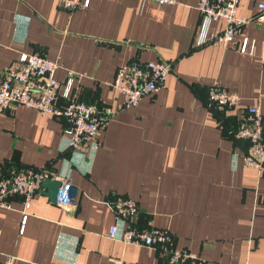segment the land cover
Instances as JSON below:
<instances>
[{
	"label": "crops",
	"instance_id": "crops-1",
	"mask_svg": "<svg viewBox=\"0 0 264 264\" xmlns=\"http://www.w3.org/2000/svg\"><path fill=\"white\" fill-rule=\"evenodd\" d=\"M259 1L240 0L237 12L247 20L222 46L195 44L198 0H90L71 10L56 0H0V81L21 52L38 51L60 64L59 102L76 93L116 107L119 66L133 57L173 60L157 91L108 120L90 161L67 150L62 118L19 103L0 110V174L49 165L76 188L68 209L41 189L28 207L21 195L0 206V264H111L115 256L123 264H162L157 250L107 236L114 193L137 201L140 226L169 228L177 247L206 264H264V168L244 165L246 141L224 132L239 108L216 110L205 101L217 80L241 95L240 105L258 104L264 121ZM246 37L252 49L241 52ZM68 69L78 75L65 97Z\"/></svg>",
	"mask_w": 264,
	"mask_h": 264
},
{
	"label": "built area",
	"instance_id": "built-area-1",
	"mask_svg": "<svg viewBox=\"0 0 264 264\" xmlns=\"http://www.w3.org/2000/svg\"><path fill=\"white\" fill-rule=\"evenodd\" d=\"M66 9L88 7L90 0H56ZM159 4H171L176 0H155ZM240 0H198L200 13L199 36L195 44L217 42L227 46L240 31L247 18L238 14ZM255 18L264 20V0L257 3ZM222 21L212 26L213 21ZM248 38L239 44L241 52H250ZM57 59L38 52H21L15 65L9 66L0 81V110L13 105L24 104L43 112L60 117L64 121V134L67 150L87 157L90 161L99 146V132L108 120L119 110L134 106L146 94L157 91L165 82L173 60L156 58L142 60L138 57L129 59L115 72L112 85L122 94L121 101L112 107L88 102L76 95L65 102L58 101L60 81L55 76L59 67ZM73 70L66 72L63 96L70 91L74 77ZM241 95L230 90L215 80L208 85V107L216 110L239 108L237 127L233 135L246 141L242 153L244 165L255 169L264 168V121L258 104L240 105ZM46 177L61 181L55 202L68 209L73 205L69 189L72 185L70 176L56 174L49 165L42 167L25 166L9 168L0 174V206L10 207L9 198L21 195L26 207L30 205L33 194L41 189ZM113 210L114 221L110 224L107 236L123 242L140 244L155 249L162 258V264H206V259L196 251L174 244L173 232L167 227L138 224L139 207L137 201L125 194L114 193L108 200ZM26 220L23 215L22 225ZM111 264H123L121 256H115ZM144 264V263H137Z\"/></svg>",
	"mask_w": 264,
	"mask_h": 264
},
{
	"label": "water",
	"instance_id": "water-1",
	"mask_svg": "<svg viewBox=\"0 0 264 264\" xmlns=\"http://www.w3.org/2000/svg\"><path fill=\"white\" fill-rule=\"evenodd\" d=\"M60 185V180L51 177H46L42 180L41 191L46 194L52 201H55ZM75 190V186L71 185L69 189V194L71 198H74L76 192Z\"/></svg>",
	"mask_w": 264,
	"mask_h": 264
},
{
	"label": "trees",
	"instance_id": "trees-1",
	"mask_svg": "<svg viewBox=\"0 0 264 264\" xmlns=\"http://www.w3.org/2000/svg\"><path fill=\"white\" fill-rule=\"evenodd\" d=\"M193 86L195 87V89H198V87H197L198 85L193 84ZM205 101H207V93H206ZM224 119H223V122H224V124H226V120H224ZM236 127H237V120H236V123L234 125H231V124L225 125L224 126V132L226 133L227 136H229V137H231V138H233L235 140H239V139L235 138L234 135H233V132L235 131ZM240 140H242V139H240ZM246 145L247 144H244L243 148H245ZM49 169L51 170V168H49Z\"/></svg>",
	"mask_w": 264,
	"mask_h": 264
}]
</instances>
